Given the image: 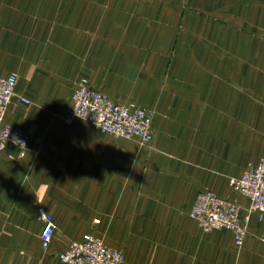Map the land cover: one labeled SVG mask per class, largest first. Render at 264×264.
Listing matches in <instances>:
<instances>
[{
    "label": "crops",
    "instance_id": "obj_1",
    "mask_svg": "<svg viewBox=\"0 0 264 264\" xmlns=\"http://www.w3.org/2000/svg\"><path fill=\"white\" fill-rule=\"evenodd\" d=\"M262 35L264 0H0L6 120L30 133L25 157L0 151V264H63L86 233L124 264H264L256 214L241 246L190 216L205 189L249 203L229 178L264 157ZM82 79L153 110L152 145L66 123Z\"/></svg>",
    "mask_w": 264,
    "mask_h": 264
},
{
    "label": "built area",
    "instance_id": "obj_2",
    "mask_svg": "<svg viewBox=\"0 0 264 264\" xmlns=\"http://www.w3.org/2000/svg\"><path fill=\"white\" fill-rule=\"evenodd\" d=\"M18 72L0 74V151L7 147L16 149L15 155L25 157L30 150V133L23 127L6 120L7 110L16 97ZM18 101L30 103L25 96ZM76 118L92 123L97 129L116 136L140 138L143 142L153 137L152 115L143 108L114 100L106 93L81 82L76 88L72 103L67 107L63 119L72 123ZM235 188L250 199L248 213L240 215L241 208L213 192H202L194 204L192 216L204 231L228 230L235 243L243 245L248 233L250 217L256 214L264 221V158L245 169L243 174L231 179ZM44 227L42 246L49 249L55 232L53 218L40 209ZM63 264H124V253L110 246L102 236L86 233L81 239L71 241L56 253Z\"/></svg>",
    "mask_w": 264,
    "mask_h": 264
},
{
    "label": "rangeland",
    "instance_id": "obj_3",
    "mask_svg": "<svg viewBox=\"0 0 264 264\" xmlns=\"http://www.w3.org/2000/svg\"><path fill=\"white\" fill-rule=\"evenodd\" d=\"M218 20H220V19H218ZM245 30H246V27H245ZM250 34H251V32H249ZM255 35H257L258 33H256V32H253ZM262 37H263V39H264V35H262ZM81 82H85L86 84H88L90 87H92V88H95V89H98V88H96V87H94V86H92V85H90L89 84V82H88V80H86V79H82V80H80L78 83H77V86H76V88L79 86V84L81 83ZM76 88H75V90H76ZM75 90H74V92H75ZM100 90V89H99ZM100 91H102V90H100ZM103 92V91H102ZM105 93V92H104ZM74 94V93H73ZM107 94V93H106ZM107 95H109V94H107ZM73 96V95H72ZM110 97H112L111 95H109ZM114 100H116V101H119V102H122V103H125V104H127V105H131V106H135V107H140V108H143V109H145L146 111H148L149 113H151V115H152V123H151V129H152V133H153V137H152V139H151V141H149V142H143L140 138H128V139H135V140H137V141H139V143L141 144V145H146V146H151L152 145V143H153V140H154V129H153V120H154V116H155V113H154V111L153 110H151V109H149V108H147V107H145V106H143V105H140V104H138V103H135V102H132V101H130V102H125V101H121V100H118V99H116V98H114V97H112ZM71 103H72V99H71ZM70 103V104H71ZM67 109V108H66ZM67 123V122H66ZM101 131V130H100ZM107 133V132H106ZM113 135V134H112ZM116 136V135H115ZM117 137H122V136H117ZM124 138H126V137H124ZM264 157H262L261 159H263ZM261 159L258 161V162H250L246 167H245V169L247 168V167H249V166H255V165H257L260 161H261ZM245 169L243 170V172L245 171ZM243 172L241 173V175L243 174ZM241 175H239V176H232V177H230L229 178V185H230V187H231V189H232V191H234V193H239V194H241V195H243L244 197H246L248 200H249V203L247 204V205H244V204H241L239 201H237V200H235V199H232V198H229V197H226V196H222V195H220L219 194V192H217V191H215V190H213V189H205V190H201L198 194H197V196H196V198H195V201H194V203H193V205H192V208H191V210H190V216L193 218V219H195L193 216H192V210H193V207H194V204H195V202H196V200H197V198H198V195L200 194V193H202V192H213V193H215V194H217L218 196H220V197H222L223 199H226L228 202H231V203H233V204H235V205H237L239 208H241V213H240V215L242 214V215H244V214H246V213H248V209H249V207H250V199L246 196V195H244V194H242V192H240L239 190H237L236 188H235V184L233 183V182H231V179L233 178V177H235V178H238V177H240ZM42 208V207H41ZM40 208V209H41ZM44 209V208H43ZM45 210V209H44ZM41 215V214H40ZM253 215V214H252ZM252 215H251V217H252ZM251 217H250V219H251ZM259 219V218H258ZM200 227V226H199ZM201 228V227H200ZM202 229V228H201ZM208 232V231H207ZM210 232V231H209Z\"/></svg>",
    "mask_w": 264,
    "mask_h": 264
},
{
    "label": "bare ground",
    "instance_id": "obj_4",
    "mask_svg": "<svg viewBox=\"0 0 264 264\" xmlns=\"http://www.w3.org/2000/svg\"><path fill=\"white\" fill-rule=\"evenodd\" d=\"M246 238V237H245Z\"/></svg>",
    "mask_w": 264,
    "mask_h": 264
}]
</instances>
